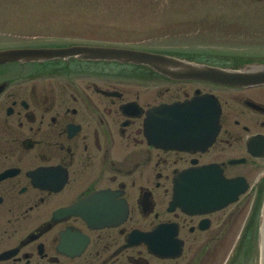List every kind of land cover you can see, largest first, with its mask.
<instances>
[{"label": "flooded vegetation", "instance_id": "obj_1", "mask_svg": "<svg viewBox=\"0 0 264 264\" xmlns=\"http://www.w3.org/2000/svg\"><path fill=\"white\" fill-rule=\"evenodd\" d=\"M197 92L221 105L215 141L204 150L152 144L146 110ZM209 165L261 192L264 85L76 60L0 66V264H193L199 249L229 237L233 206L246 196L209 214L171 208L175 178ZM161 225L183 241L181 258L131 243L133 232Z\"/></svg>", "mask_w": 264, "mask_h": 264}, {"label": "rangeland", "instance_id": "obj_2", "mask_svg": "<svg viewBox=\"0 0 264 264\" xmlns=\"http://www.w3.org/2000/svg\"><path fill=\"white\" fill-rule=\"evenodd\" d=\"M68 41L264 57V0H0V48ZM255 199L248 192L233 207L229 237L195 264H259L255 243L232 261Z\"/></svg>", "mask_w": 264, "mask_h": 264}, {"label": "water", "instance_id": "obj_3", "mask_svg": "<svg viewBox=\"0 0 264 264\" xmlns=\"http://www.w3.org/2000/svg\"><path fill=\"white\" fill-rule=\"evenodd\" d=\"M71 57H76L83 61H115L122 64L145 65L160 74L164 73L177 78H199L228 85L251 86L264 83V65L262 64L247 63L239 66L237 69H224L203 64H191L175 57L152 54L146 51L103 45L71 44L67 47L58 48L38 47L2 49L0 50V65L13 62H20L22 64L29 62L43 63L45 61L69 59ZM188 107L196 109L194 112L196 116L195 120L199 124V133L202 136V134L216 122L218 117L216 106H214V102L207 97H201L190 103ZM188 113L191 112L189 111ZM188 120L191 122L192 118L188 117ZM173 124L172 128L177 130L183 123L181 120H178ZM158 125V121H151V129L154 133H156L155 130ZM187 177L188 176L185 178ZM234 185L235 182L227 181L223 188H233ZM191 187L192 185L180 182L178 193H176L180 198V202L187 207H189L191 199L193 198V193L188 191ZM235 197L236 194L234 196L227 192L225 194L224 189L219 193H211L209 198H213L217 204L209 209L212 210L215 209V207L216 209L222 207V205L229 203V201H234ZM219 200H221V202H219ZM148 244L151 249L159 255H171V253H167V250L163 248L162 243L149 239ZM260 246L261 264H264V204L260 223Z\"/></svg>", "mask_w": 264, "mask_h": 264}]
</instances>
